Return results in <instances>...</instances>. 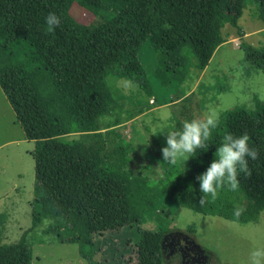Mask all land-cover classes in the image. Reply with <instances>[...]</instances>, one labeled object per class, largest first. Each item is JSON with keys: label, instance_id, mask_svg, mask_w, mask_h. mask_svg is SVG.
<instances>
[{"label": "trees", "instance_id": "1", "mask_svg": "<svg viewBox=\"0 0 264 264\" xmlns=\"http://www.w3.org/2000/svg\"><path fill=\"white\" fill-rule=\"evenodd\" d=\"M78 1L102 18L95 27L76 22L69 13ZM256 4L264 26V0H0V90L14 113L24 137L34 142L31 224L45 217L78 235L102 237L138 227L150 203L144 193L132 190L107 156L86 137L100 128L115 103L106 78L124 79L141 91L151 88L138 60V50L148 43L162 78L182 82L191 69L203 70L223 44L225 26L237 30L243 9ZM55 13L60 27L48 31L45 17ZM31 19L44 32L35 36ZM245 62L264 76V46L242 43ZM251 115L264 124V103L254 102ZM226 128L213 131L209 148L197 150L189 160L187 175L160 156V190L179 206L198 214H217L236 222L257 218L264 209V143L258 159H248L252 175L241 174L237 190L246 200L237 219L234 204L222 197L200 203L202 193L191 181L215 159L216 147ZM79 134L76 139L64 136ZM101 139V134H93ZM120 147V146H119ZM165 231L139 230L132 246L135 264H160ZM30 246L21 239L0 244V264H31Z\"/></svg>", "mask_w": 264, "mask_h": 264}, {"label": "rangeland", "instance_id": "2", "mask_svg": "<svg viewBox=\"0 0 264 264\" xmlns=\"http://www.w3.org/2000/svg\"><path fill=\"white\" fill-rule=\"evenodd\" d=\"M96 2V0H91ZM70 15L79 24L95 27L102 18L75 1ZM256 4L247 5L237 30L225 26V42L214 52L203 70L191 69L182 82H167L156 67L151 46L144 43L138 60L150 80L151 93L143 92L129 80L106 78L114 107L109 116L98 120L100 128L86 137L97 144L108 162L124 177L132 190L144 193L150 203L139 230L165 231L160 264H246L251 249L264 246V209L246 222L225 219L217 214H198L179 206L157 186L161 176V149L166 133L185 121L204 119L208 108L215 109L226 133L247 134L249 145L264 143V124L251 115L254 102L264 103V76L244 59L242 43L264 46V26ZM33 35L44 30L30 18ZM79 134L61 138L76 139ZM120 146V147H119ZM33 141L25 139L15 116L0 90V244L21 239L31 248V264H135L133 245L138 240L135 227L110 232L102 237L78 235L58 218H43L32 226L34 164ZM181 176L188 173L189 160L178 162ZM191 188L200 184L191 181ZM222 197L245 209L247 202L238 191L222 190Z\"/></svg>", "mask_w": 264, "mask_h": 264}, {"label": "clouds", "instance_id": "3", "mask_svg": "<svg viewBox=\"0 0 264 264\" xmlns=\"http://www.w3.org/2000/svg\"><path fill=\"white\" fill-rule=\"evenodd\" d=\"M48 31H53L61 25V18L55 13L45 17ZM220 125L219 113L208 108L204 119L185 121L182 128L166 133V147L161 149L164 162L175 166L178 162L185 163L197 155V150L209 148L212 133ZM250 137L245 133L234 136L225 133L222 142L216 147L215 159L207 170L196 177L203 194L200 200L204 204L209 199L214 202L221 190L237 191L240 187L238 177L252 175L248 167V159H258L257 149L250 147ZM245 209L239 205L234 208L235 218H239ZM246 264H264V246L250 250Z\"/></svg>", "mask_w": 264, "mask_h": 264}, {"label": "crops", "instance_id": "4", "mask_svg": "<svg viewBox=\"0 0 264 264\" xmlns=\"http://www.w3.org/2000/svg\"><path fill=\"white\" fill-rule=\"evenodd\" d=\"M160 75H163V74H160ZM148 83H149V85H150V88H152L151 83H150V80H148ZM151 90H152V89H151Z\"/></svg>", "mask_w": 264, "mask_h": 264}]
</instances>
